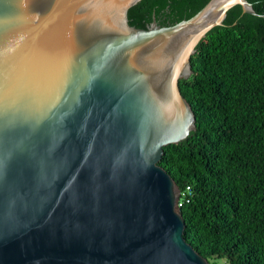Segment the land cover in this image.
<instances>
[{"label":"water","instance_id":"obj_1","mask_svg":"<svg viewBox=\"0 0 264 264\" xmlns=\"http://www.w3.org/2000/svg\"><path fill=\"white\" fill-rule=\"evenodd\" d=\"M139 0H0V264H210L159 165L195 117L178 80L228 8L127 23Z\"/></svg>","mask_w":264,"mask_h":264},{"label":"trees","instance_id":"obj_2","mask_svg":"<svg viewBox=\"0 0 264 264\" xmlns=\"http://www.w3.org/2000/svg\"><path fill=\"white\" fill-rule=\"evenodd\" d=\"M207 0H139L127 23L186 19ZM227 9L178 80L195 117L187 136L162 147L158 165L179 189L182 237L210 264H264V0Z\"/></svg>","mask_w":264,"mask_h":264},{"label":"rangeland","instance_id":"obj_3","mask_svg":"<svg viewBox=\"0 0 264 264\" xmlns=\"http://www.w3.org/2000/svg\"><path fill=\"white\" fill-rule=\"evenodd\" d=\"M216 264H223V260H217Z\"/></svg>","mask_w":264,"mask_h":264}]
</instances>
